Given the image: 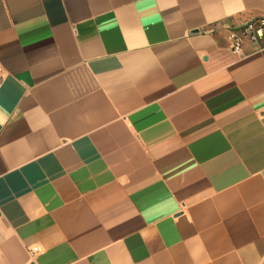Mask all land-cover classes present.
Returning <instances> with one entry per match:
<instances>
[{"label":"crops","instance_id":"1","mask_svg":"<svg viewBox=\"0 0 264 264\" xmlns=\"http://www.w3.org/2000/svg\"><path fill=\"white\" fill-rule=\"evenodd\" d=\"M260 19L0 0V264H264V39H231Z\"/></svg>","mask_w":264,"mask_h":264},{"label":"built area","instance_id":"2","mask_svg":"<svg viewBox=\"0 0 264 264\" xmlns=\"http://www.w3.org/2000/svg\"><path fill=\"white\" fill-rule=\"evenodd\" d=\"M245 38L254 42L264 39V19L247 21L241 26L240 33L232 36V50L235 53L241 52ZM37 251H39L38 247H32L30 249V253L32 254Z\"/></svg>","mask_w":264,"mask_h":264}]
</instances>
